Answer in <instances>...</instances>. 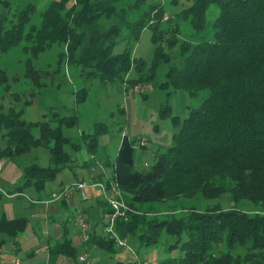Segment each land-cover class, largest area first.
<instances>
[{
	"label": "trees",
	"instance_id": "1",
	"mask_svg": "<svg viewBox=\"0 0 264 264\" xmlns=\"http://www.w3.org/2000/svg\"><path fill=\"white\" fill-rule=\"evenodd\" d=\"M145 1L52 0L41 12L38 23H32L26 31L30 14L36 11L31 4L14 15L16 20L0 18V54L25 40L37 59L57 44L65 48L62 56L67 66H76L84 75L98 77L101 82L125 81V76L134 71L140 79L127 81L134 87L141 81L154 82L156 73L162 69L164 82L158 87L168 95L179 90L193 96L206 92L201 103L190 108L188 117L174 134L173 143L158 155L151 169L135 170V149L124 137L113 180L123 191L129 207L160 204L199 192L207 194L213 186L219 192L217 196L230 192L234 202L240 199L254 204L264 202V0H188L189 7L177 15L178 19L188 21L199 34L210 26L213 36L210 40L182 42L176 62L172 61L170 50L179 42L180 26L171 21L161 26L165 20L163 9ZM14 3L0 0V5L12 9ZM212 6L219 13L210 24L208 12ZM147 28L152 31L155 47L149 67L132 51V45ZM26 66L32 71V64ZM82 92L87 94V89L77 92V103L86 99L81 97ZM170 111L167 105L161 116H169ZM23 115L21 109L0 113V131L3 130V138L8 142L6 149H0V163L28 144L40 145L44 136L61 140V145L68 140L61 137L60 129L57 135H52V130L43 123L36 125L43 139H34ZM174 119V123L180 124L179 118ZM77 123L76 116L65 117L62 126L73 128ZM103 130L102 125L96 133L88 135L93 142L90 149L96 147V138ZM56 142L52 164L27 168L16 190L23 192L32 186L44 190L70 165V155ZM224 182L229 186L219 185ZM165 221H150L144 215L131 214L127 221L118 220L117 231L122 238L131 239L137 238L141 230L138 239L149 246L160 240L158 229ZM27 227L26 218L8 219L3 214L0 244L5 243L3 236L18 237ZM165 229L169 235H179L180 255L166 258L161 264H239L227 259L229 256L222 253L224 246L250 243L253 249L264 248V213L251 215L233 207L228 211L214 208L204 213L193 212L167 223ZM92 241L110 252L117 248L112 239L91 237L89 242ZM49 251L53 262L63 254L77 260L78 253L68 238Z\"/></svg>",
	"mask_w": 264,
	"mask_h": 264
},
{
	"label": "rangeland",
	"instance_id": "2",
	"mask_svg": "<svg viewBox=\"0 0 264 264\" xmlns=\"http://www.w3.org/2000/svg\"><path fill=\"white\" fill-rule=\"evenodd\" d=\"M14 1L17 3L13 4V9L0 5V18L4 16L6 21L16 20L15 14L31 4L35 5L36 11L34 14H30L29 24L26 26V31H28L32 23H38L41 12L52 0ZM145 2L147 5H158L163 9L165 20L161 26H166L167 22L180 26L179 42L170 50L173 62L178 60L180 45L185 40L194 43L203 38L209 40L212 38L213 29L210 26L204 33L199 34L195 32L188 21L178 19L177 15L189 7L188 0H146ZM218 13V8L215 6L209 9L210 24ZM7 26L9 27L10 24ZM132 46L134 56L144 59L149 67L152 64L155 48L151 29H145L139 41ZM30 47L31 45L23 40L9 52L0 54V113H7L10 109L24 110L23 119L30 126L31 137L43 139L40 128L36 126L38 123H43L44 126H48L52 130V135H57L60 129L62 132V136H60L68 140L65 141L66 144L61 145V140L44 136L45 139L40 145L28 144L25 148L15 152L12 158L3 159L0 163V216L5 214L8 219L24 217L28 220L26 231L17 240V244L23 248L19 254L22 264H30L27 253L32 251L38 252L37 255H40L39 259L41 258L43 252L39 249H42L43 242L47 240L46 237H43L46 227L50 236L56 238L58 228L48 222L50 221L48 213L45 212L46 207L53 205L43 204L32 209L30 200L26 197L10 199L5 193L18 192L16 187L23 181L27 168L34 164L40 167H48L52 164V148L56 141L57 146L60 149L62 146L65 153L70 155L68 159L70 165L62 169L44 190H38L34 186L23 190L25 195L35 201H50L53 194L48 195L50 192L58 191L62 183L63 186H69L77 181L92 184L94 182L92 178L101 172L102 166L108 176H113L125 136L133 143L135 149V170L143 172L151 169L156 163L158 155L163 154L166 148L173 143L174 134L179 131L181 123L188 117L190 108L200 104L206 95V92H201L193 96L185 90L175 91L168 95L166 91L158 87L164 82L162 69L156 73L154 82L141 81L134 87L127 83V81L140 79L134 71L125 76V81L101 82L98 77L91 78L84 75L81 69L76 66H67V60L62 56L65 52L64 46L55 44L37 59L32 56ZM27 64H32V71L27 68ZM81 89H87V94L83 92L81 94V97L84 96L86 99L77 103L76 94ZM167 105L171 107V114L162 117V109L164 110ZM72 116L78 118L77 125L73 128L62 126L63 118ZM174 118H179L180 124L174 123L176 120ZM102 125L105 130L97 136L96 147L90 149L89 146L93 142L88 135L96 133L97 128ZM3 134V130L0 131V149L8 147L7 139L3 138ZM93 163L95 168L89 170ZM219 185L229 186L226 182ZM214 187L210 188L212 193L210 191L207 194L199 192L190 197H179L160 204H145L132 208L150 221L166 220L158 229L161 232L160 240L157 243L147 246L144 241L141 242L138 239L141 230H139L137 238L128 239L127 247L130 246L129 249L134 251L136 262L161 264L165 258L179 256L180 250L177 248L180 243V240H177L179 235L167 234L165 226L167 223L171 224L176 220L188 217L193 212L204 213L214 208L228 211L233 207L251 215L264 213L263 201H256L254 204L240 199L234 202L230 197V192H222L217 196L219 192L217 193ZM92 193L101 197L99 189L92 190ZM83 204L85 211L87 203ZM91 204L92 208L87 210L90 215L89 220L82 219L89 224V229L91 226L92 230L94 220L98 217L96 216L97 210L101 208L96 200L89 203L87 207H90ZM73 213L76 215V212ZM93 213L95 215H91ZM100 215L102 219L104 217L102 211ZM102 225V221L96 225L97 231L102 229ZM69 227L68 236L83 243L81 220L80 224H70ZM1 239L5 241L4 246L7 247H12L15 243V238L9 236H3ZM55 241L52 239L53 244L57 243ZM253 248L254 246L250 243L234 244L233 246H224L222 253L229 256L228 260L230 258L239 264H264V248ZM87 256L92 264H120L116 261L115 252L103 248H93L90 245L86 251L82 246L78 247V260L87 258ZM65 258L67 263L40 261L35 264H72L69 258ZM88 262L90 263V261Z\"/></svg>",
	"mask_w": 264,
	"mask_h": 264
},
{
	"label": "crops",
	"instance_id": "3",
	"mask_svg": "<svg viewBox=\"0 0 264 264\" xmlns=\"http://www.w3.org/2000/svg\"><path fill=\"white\" fill-rule=\"evenodd\" d=\"M97 165V162H96ZM95 165L94 163L90 165L89 170L94 169ZM112 177V178H111ZM114 175L113 176H108V174L105 172L104 167L102 166L101 172L96 176L93 177L92 180L94 182L92 183H97V182H104V183H111V182H115L113 180ZM77 180V179H76ZM77 182H81V181H77ZM84 182V181H82ZM63 183L60 185L58 191L56 192H50V194L48 196H51L52 194L55 193H59L62 189H63ZM98 190L97 188H88L85 190V193L87 194V198L83 199L82 197V193L77 190L74 191L70 196H68L67 198H64L62 200H56L53 202H40V201H35L33 199H31L29 196L25 195L23 192L18 191H10L7 192L10 196L8 198H24L26 197V199L30 200V206L32 207V209L38 207L39 205H53L52 207H46L45 208V212L48 213V219L50 221H48L49 223H53L54 225H56V227L58 228V233L56 234V238L51 237L50 233L48 232L47 227L45 228V232L43 234V237H46L47 240L43 242L42 245V249H39L40 251L43 252L41 258L39 259V256L37 255L38 252H30L27 253L28 256V261L30 262V264H35L37 262H47V263H53V261L51 260V255H50V248L53 247V245L55 246L56 244L52 243V239L56 240L55 242H59L64 240L65 238H68L69 240H71L73 247L76 249L77 253H78V247L82 246V248L86 251L88 246H92L93 248H101L99 246H97L93 241L91 242H85L82 237L81 240H83V243L80 240H73L72 238H70L68 236V233L70 231V224H80V220L82 221L84 219H86L87 221L89 220V212L87 210H89V208H92V204L90 207H87V205L89 206V203L94 202L95 200L97 201L98 205L100 206L101 209L97 210L96 213V217L94 220V223L92 225L93 229L91 230V226L89 229V233L91 235V237H97L98 239L104 237L105 239H110V237L108 236V234L105 231V224L108 222V213L110 208L108 207V205L104 204L103 200L101 197L97 195H95L94 193H92V190ZM58 202H61L59 205L57 204ZM83 203H87L86 204V210L84 211V204ZM150 205V204H148ZM81 207V208H80ZM76 212V215L73 212ZM101 211L103 212L104 217L101 219ZM18 213V212H17ZM5 215V214H4ZM91 215H95L94 213ZM1 217V216H0ZM77 217V219H75ZM86 217V218H85ZM14 219V218H12ZM75 219V220H74ZM79 220V222H78ZM102 221L103 225H102V229L97 231V227L96 225L98 223H100ZM74 222V223H73ZM81 233V232H80ZM21 236V235H19ZM18 237H15V243L12 247H7L4 246L5 243L0 244V264H22V260H20L19 258V254L20 252L23 250L22 246H20L19 244H17V240ZM128 240V239H127ZM116 250L115 252V256H116V261L117 263H129V264H136L138 262H136L135 259V254L133 250L129 249V247L125 248H119L118 246H116ZM105 249V248H103ZM118 251V252H117ZM88 252V251H87ZM69 258L70 261L72 262V264H77V262L81 263V264H88L91 260L88 259L89 256H87V258H84L85 261H81L75 260L71 257H69L68 255H60L57 258V262H63V263H67L66 258ZM30 259V260H29ZM39 259V260H38ZM166 259V258H165ZM54 261V262H56ZM163 261V260H162ZM89 263V264H90ZM92 264V263H91Z\"/></svg>",
	"mask_w": 264,
	"mask_h": 264
},
{
	"label": "built area",
	"instance_id": "4",
	"mask_svg": "<svg viewBox=\"0 0 264 264\" xmlns=\"http://www.w3.org/2000/svg\"><path fill=\"white\" fill-rule=\"evenodd\" d=\"M1 166V165H0ZM88 188H98L101 194L102 200L110 208L108 213V222L105 224V231L112 239L116 246L119 248H127L128 240L122 238L117 231V223L119 219H124L127 221L131 214H138L137 211H134L124 200V193L119 188L116 182L103 183L97 182L92 184H87L85 182H75L69 186H64L59 193H55L51 196V200L48 202H53L56 200H62L70 196L74 191L79 190L82 193L83 199L87 198L85 190ZM6 196H10L8 193H5ZM83 226V240L89 242L91 235L89 233V224L81 221ZM81 261H85L84 258H81Z\"/></svg>",
	"mask_w": 264,
	"mask_h": 264
}]
</instances>
